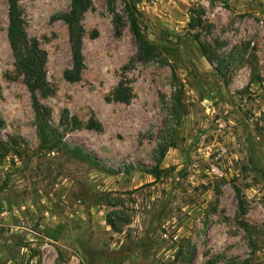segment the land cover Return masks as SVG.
<instances>
[{
    "label": "rangeland",
    "instance_id": "rangeland-1",
    "mask_svg": "<svg viewBox=\"0 0 264 264\" xmlns=\"http://www.w3.org/2000/svg\"><path fill=\"white\" fill-rule=\"evenodd\" d=\"M70 1L18 0L63 143L45 152L0 0V245L17 264L22 247L37 264H264V0H90L72 83L58 18ZM120 83L127 103L113 100Z\"/></svg>",
    "mask_w": 264,
    "mask_h": 264
},
{
    "label": "trees",
    "instance_id": "trees-1",
    "mask_svg": "<svg viewBox=\"0 0 264 264\" xmlns=\"http://www.w3.org/2000/svg\"><path fill=\"white\" fill-rule=\"evenodd\" d=\"M8 4V27H7V40L12 51L17 70L23 75L26 87L31 97V107L34 113L36 134L39 140V150L45 152L59 151L63 148V143L58 131L49 123L50 110L42 107L37 100V93L42 96L48 95L51 90L46 81L45 64L47 55L42 50L37 41L31 40L24 28L23 20L21 17V10L18 5V0H7ZM90 7V0H71L68 11L59 14L58 18L62 20L68 30V38L72 54V67L63 71V78L67 82H77L80 79L81 73L84 68L83 55H82V40H83V27L81 24L84 13ZM130 6H127V10ZM118 21V18H117ZM130 29L136 39L138 51L142 59L149 60L154 56V48L143 38L136 23V20L129 15ZM200 23V20H198ZM131 99V90L129 87L120 83L115 89L113 100L127 103ZM65 115V116H64ZM66 125L67 112L64 111L61 122ZM71 125L74 129L80 126L76 117L71 119ZM87 129H99V125L90 119L86 124ZM159 157L158 161L162 159L166 147L160 145L158 148ZM70 153L90 165L104 170L97 161L92 159L89 155L83 154L78 149L70 151ZM159 163V162H158Z\"/></svg>",
    "mask_w": 264,
    "mask_h": 264
},
{
    "label": "crops",
    "instance_id": "crops-1",
    "mask_svg": "<svg viewBox=\"0 0 264 264\" xmlns=\"http://www.w3.org/2000/svg\"><path fill=\"white\" fill-rule=\"evenodd\" d=\"M18 228H19L18 226H14L12 224L11 227H9V233H10L9 235H11V233H13V231L16 232ZM6 231L7 230L5 229L4 234L6 233ZM2 238H3L2 242H5V240L7 239V238H5L3 236H2ZM8 242L9 241L7 240V243ZM11 247H12V245L9 248H7V246L0 245V264H13L14 263V261L12 260V257H11V253H10V248ZM24 248H26V247H22L21 250H20V255H22V256H23L22 250ZM15 264H17V263H15Z\"/></svg>",
    "mask_w": 264,
    "mask_h": 264
},
{
    "label": "built area",
    "instance_id": "built-area-1",
    "mask_svg": "<svg viewBox=\"0 0 264 264\" xmlns=\"http://www.w3.org/2000/svg\"><path fill=\"white\" fill-rule=\"evenodd\" d=\"M22 253L25 254L24 262L23 264H37L38 256H33L30 251H28L27 248H24L22 250ZM15 264V263H13Z\"/></svg>",
    "mask_w": 264,
    "mask_h": 264
}]
</instances>
